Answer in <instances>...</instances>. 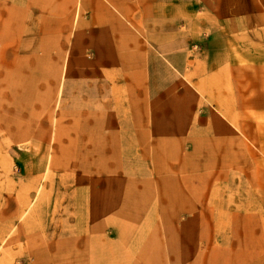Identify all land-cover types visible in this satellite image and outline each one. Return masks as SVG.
<instances>
[{
    "label": "rangeland",
    "instance_id": "1",
    "mask_svg": "<svg viewBox=\"0 0 264 264\" xmlns=\"http://www.w3.org/2000/svg\"><path fill=\"white\" fill-rule=\"evenodd\" d=\"M0 241L264 264V0H0Z\"/></svg>",
    "mask_w": 264,
    "mask_h": 264
},
{
    "label": "bare ground",
    "instance_id": "2",
    "mask_svg": "<svg viewBox=\"0 0 264 264\" xmlns=\"http://www.w3.org/2000/svg\"><path fill=\"white\" fill-rule=\"evenodd\" d=\"M174 67V66H173ZM48 159V158H47ZM47 161V160H46ZM1 242V241H0ZM0 244H2V242L0 243Z\"/></svg>",
    "mask_w": 264,
    "mask_h": 264
}]
</instances>
